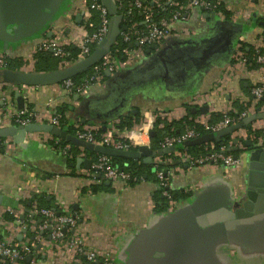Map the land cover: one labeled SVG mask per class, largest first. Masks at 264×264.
Wrapping results in <instances>:
<instances>
[{
	"label": "crops",
	"instance_id": "crops-1",
	"mask_svg": "<svg viewBox=\"0 0 264 264\" xmlns=\"http://www.w3.org/2000/svg\"><path fill=\"white\" fill-rule=\"evenodd\" d=\"M85 1L58 0L40 24L13 32L5 27L6 15L0 7V54L19 60L18 71L45 72L44 65L40 70L36 68L37 47L48 39H56L64 46L78 42L87 32ZM219 1L230 11V18L191 8L185 19L173 22L176 35L165 39L157 50L152 49L149 54L144 51L142 57L135 55L137 46L130 47L134 44L130 43L128 64L111 75L105 74L83 95L66 91L62 82L31 86L0 81V127L15 124L11 117L19 111L17 92L24 97L23 107H28L35 116L34 122L51 123L53 114L63 109L64 129L69 131L79 124L95 127L102 135L118 132L124 137L131 132L135 137L134 150L139 145L151 148L152 137L139 131L148 115L159 114L157 117L167 121L179 120L188 115L189 107L208 104V113L198 111L195 117L208 121L211 113L225 116L235 112V101L243 103L249 114L258 108L263 112L264 105L259 107L258 102L251 100L248 86L264 78V69H249L242 47L252 46L256 50L264 47V0ZM231 30L235 31L234 42L227 54L184 77L163 78L135 88L118 111L110 114L100 111L114 101L117 82L141 70L159 53L175 49L180 43L200 44ZM238 47L242 55L235 54ZM124 58L128 57L123 54ZM70 65L60 62L58 69ZM128 119L132 127L120 129L118 124ZM250 125L253 130L264 131V117ZM161 127L162 124L154 123L150 132L156 133ZM231 137L239 139V166L230 171L215 165L175 167L170 188L189 191V194L163 212L155 208L158 185L151 178L145 176L129 185L103 178L107 189L94 191L92 187L101 180L92 175L94 161L89 151L78 147L73 160L64 161L62 152L50 144L53 139L58 140L49 133H26L19 144L7 137L0 151V238L11 243L21 241L26 236L23 226L28 223L32 230L38 229L43 216L30 210V201L37 197L44 206L51 201L62 211L78 215L76 231L87 246L111 253L116 264H264V218L222 232L211 243L205 227L197 224L202 212L221 206L240 207L248 198V162L244 153L245 141L251 139L245 127ZM262 143L263 139L259 138L257 144ZM79 157L89 160L91 165L87 167L81 162L76 166ZM6 214L13 218L7 219ZM41 235L36 264H83L53 248L49 234L42 232Z\"/></svg>",
	"mask_w": 264,
	"mask_h": 264
},
{
	"label": "water",
	"instance_id": "water-1",
	"mask_svg": "<svg viewBox=\"0 0 264 264\" xmlns=\"http://www.w3.org/2000/svg\"><path fill=\"white\" fill-rule=\"evenodd\" d=\"M57 1L0 0V7L6 15L5 27L12 32L26 31L33 28L46 18ZM100 2L105 6L110 16L108 33L96 45L90 55L68 67L53 71L28 73L18 70L0 69V81L43 86L61 83L92 68L110 51L119 35L127 28L126 25L121 24L122 16L118 13V7L114 0H100ZM234 32V30H231L200 44L180 43L175 49L159 53L153 61L146 64L141 70L129 73L121 83L117 82V95L114 101L105 104L104 107L100 108V111L109 114L118 111L135 88L163 78L184 77L207 62L227 54L233 46ZM133 46H137V44H130V47ZM156 48L157 45H153V49ZM150 52L151 50L146 51L147 54ZM105 74L111 75L108 71ZM121 78L123 79V76ZM16 99L17 108L21 110L24 97L17 92ZM260 110L258 108L257 112L247 115L242 120L222 130L207 132L183 143H178L176 146L162 147L160 149H152L147 145H139L135 150H120L80 139L63 127L46 122H31L0 127V139L10 137L14 143L19 144L23 141L26 133L44 132L49 133L53 138L99 155L142 160L143 163L152 164L156 157L162 156L164 153H172L176 151L177 147L221 142L225 136H232V134L258 118L264 117V111L260 112ZM196 111L206 114L209 111V105L206 104L198 108L193 107L192 112ZM155 134V131H151L149 137H153ZM232 139L234 144L233 151L238 152L240 150L237 146L239 139L235 137H232ZM245 150L244 155L248 162L247 200L240 207L221 206L218 209H209L206 212H202L197 217V224L202 228L205 227V233L209 234V243L222 232H228L237 225L242 226L264 218V145L253 144L247 140L245 141ZM64 161H67V157H64ZM81 162H85L87 167H89L88 164L91 165L89 160H83L79 157L76 160V166H79ZM20 236L18 238H21ZM30 258L28 256L26 261H29Z\"/></svg>",
	"mask_w": 264,
	"mask_h": 264
},
{
	"label": "built area",
	"instance_id": "built-area-1",
	"mask_svg": "<svg viewBox=\"0 0 264 264\" xmlns=\"http://www.w3.org/2000/svg\"><path fill=\"white\" fill-rule=\"evenodd\" d=\"M116 3V0H114ZM170 6H176L177 9L172 10L171 15L167 18L162 17L157 21L149 22V17L151 16V8L143 4L142 0H134L128 7L127 13H131L134 8L141 10L144 14L147 15L145 23L147 27L142 30L137 27V23H131L129 27L126 28L120 34L121 40L130 43H136L137 47L134 51L137 57L144 56V46H153L157 45V48L160 44L172 35L173 33L172 24L178 20L185 19L188 11L191 8H202L205 11H214L218 4L219 0H188L184 4L178 5L174 0H166ZM85 35L73 45L77 46L78 52L70 60H66L65 57L70 55L65 47L56 39H48L42 41L37 47V51H49L54 56L62 59L64 64H74L78 61L83 60L86 56L92 53V49L99 42H101L108 33L109 20L110 16L108 15L107 9L105 6L97 1L91 0L90 3L85 1ZM117 5V4H116ZM118 7V6H117ZM93 11H97L100 17V23L97 27L94 28V24L90 21ZM217 14L222 15L221 12H216ZM88 28H94L92 32H89ZM70 46V45H69ZM240 47V46H239ZM237 48L236 55H242L243 52L239 51ZM131 52V51H130ZM129 48L124 49L123 53L128 57L127 59L116 58L115 55L109 51L106 53L103 58L95 64L92 69L93 73L85 77L82 82L78 85H75L70 79L63 81L62 87L68 92L77 93L83 95L86 93L87 89L94 83L100 81L103 77L102 72H110L111 74L117 72L118 70L124 68L128 63L129 57ZM258 53V49L256 51ZM134 55V56H135ZM6 58L4 55L0 54V69L5 67ZM256 63H259L264 69V55L258 54L255 57ZM264 97V78L258 81L251 88V100L258 102L260 98ZM159 114L145 116V119L142 120L139 131L142 134L149 135L150 130L154 129V123ZM249 115L248 109H244L239 113L237 119L225 115L221 120L209 124L205 119H195L194 121L203 125L204 129L208 132H215L224 129L232 124L237 123L244 117ZM35 116L29 111V108L24 106L21 110L16 112L11 120L15 124H27L35 121ZM60 117L61 115L57 112L51 117V124L60 126ZM2 123V119L0 118ZM97 129L92 126H84L76 124L74 125V135L78 138L109 147H113L120 150H129L135 144V137L132 136L129 132L126 136H121L118 132L114 135H102L100 134L97 137ZM197 137V132L186 126L179 135L165 137L162 143V147L175 146L178 143H183L186 140L193 139ZM57 139V138H56ZM59 140V139H57ZM4 141H0V151L4 145ZM210 148H214L213 142L209 144ZM233 143L229 142L228 145L222 146L219 150H212L210 153L194 156L192 154L183 152L177 155L178 161L180 163L186 164L188 167L192 166H222L224 170L230 171L240 164V159L238 156L226 153V150L231 149ZM68 145L61 151L64 157L69 155ZM155 162L163 161L160 157L154 160ZM166 162L170 163L171 159H166ZM93 173L92 175L97 177L102 173L103 178L110 181H121L127 185L131 175L124 170H121L112 163L111 157L106 155H100L94 163L91 165ZM174 170L169 172L168 178L164 176L162 171L157 172V178L159 185L164 187L162 194L168 199L170 207L175 203L171 199L170 194V179L172 177ZM32 214L42 215L44 220L39 225L38 229H33L30 226L31 231L36 233L34 240L30 241L29 237L26 235L21 241L18 242H7L6 240L0 238V264H24L26 258L30 256V260L26 261V264H36L37 259V245L42 240V235L38 234L37 231H44L49 229L50 231V244L53 248L57 249L64 257L69 254V258H72L75 261H83V264H116L114 256L111 253L101 252L97 249L90 248L87 246L86 241L79 234L77 230V222L79 219L78 215H73L63 211V214L56 215L53 210L46 208H34L31 210ZM26 234L27 225L23 226ZM84 259V260H83Z\"/></svg>",
	"mask_w": 264,
	"mask_h": 264
},
{
	"label": "trees",
	"instance_id": "trees-1",
	"mask_svg": "<svg viewBox=\"0 0 264 264\" xmlns=\"http://www.w3.org/2000/svg\"><path fill=\"white\" fill-rule=\"evenodd\" d=\"M100 2V0H97ZM134 0H116V4L118 6V13L122 16V22L121 24L126 25L127 27L130 26L131 23H137V27L139 29L144 30L147 27V23H145V20L147 18V15L144 14L141 10L134 8L131 13H127L128 7L129 5L133 2ZM175 2H177L178 5L180 4H184L186 3L188 0H174ZM87 3H90L91 0H86ZM143 4L149 6L151 8V16L149 17V22L151 21H157L162 17H169L171 15L172 10L177 9L176 6H170L168 3H166V0H160L157 2H152L150 0H142ZM210 13H216V12H221L226 19L230 18V11H228L226 9V7L220 2L218 4V6L216 7V9L214 11H208ZM90 21L95 25V27H97L100 23V17L97 11H93ZM94 28H88L89 32H92L94 30ZM129 44L130 42H125L123 40H121L120 36L117 40V44L113 45L110 49L111 53L113 55H115L116 58L122 59L123 56V50L129 48ZM95 47V46H94ZM93 47V49H94ZM65 49L70 52V55L65 57L66 60H70L71 58H73L76 53L78 52V48L77 46L71 45L68 47H65ZM92 49V51H93ZM153 46H144V51L147 50H152ZM243 51L245 52V59H246V63L248 65L249 69L252 68H258L261 65L259 63H256L255 61V57L260 53L264 55V47L258 49V53L256 52L257 50L254 49L252 46H243L242 47ZM35 58L37 59V63H36V68L37 70L42 69L41 67L46 66L47 68L44 69V71H47L48 69L50 70H56L59 68L60 62H62V59L54 56L51 52L49 51H37V53L35 54ZM21 66V62L17 59H10V58H6V63H5V67L2 69H9V70H18ZM93 73V69L90 68L89 70H87L86 72L80 74V75H76L72 78H70V80L75 84L78 85L82 82V80L91 75ZM102 75L105 76V73L102 72ZM251 88L248 86V90L249 95L251 97ZM236 111L235 112H229L227 115L229 117H232L234 119H237L239 116V113L242 112L246 107H244L243 103H240L238 101L234 102ZM264 105V97L260 98L257 106H262ZM63 109H58L57 113L61 115L60 117V127H64L65 125V118H64V113H63ZM198 111L196 112H192V108H188V115L183 117L182 119L179 120H172V121H167L165 119H162L160 117H157L155 120V125L158 126L159 124H162V127L157 129L156 134L152 137V143H151V148L152 149H160L162 148V143L164 141L165 137H169V136H175V135H179L183 129L188 126L193 128L196 132H197V136L203 135L205 133H207L208 131H206L203 127V125H201L200 123H197L194 121L195 117L198 115ZM223 114L219 113V112H214L211 113L210 115V119L208 120L209 124H213L219 120H221L223 118ZM127 119V118H126ZM242 120V119H241ZM132 122L128 119V120H124L121 121L118 126L120 129H130L132 127ZM247 129V133H248V138L251 139V142L253 144H257L258 143V139L262 138L263 139V143L262 145H264V131L261 129H255L253 130L251 125H247L245 127ZM69 131L71 133H74V129L69 128ZM101 130H98L97 132V137L100 135ZM6 138H1L0 141H4ZM229 142L233 143V139L231 137V135L225 136L221 142H213L214 148H210L209 144L210 143H203L201 145H196V146H190V147H177L176 151L172 152V153H164L162 156H160V158L163 160L161 162H153L152 164H146L143 163L142 160H135V159H127V158H122V157H111L112 163L117 166L118 168H120L121 170L127 171L130 175L131 178L128 181V185L131 183H135L138 182L140 180H142L145 176L147 178H151L152 180L157 182L158 185V189L155 192V208L157 211H166L168 208H170V203L168 201V199L162 194V191L164 190V187L159 185V181L157 178V172L158 171H162L164 176L168 178L169 176V172L174 169L177 166H184V163H180L178 160L177 155L179 153H189L192 154L194 156H201V155H205L210 153L212 150H219L222 146H226L228 145ZM51 145H54L56 148H58L60 151H62L67 145H69V149H68V153L69 155L67 156L68 160H73V157L76 155V153L79 152V148L73 145H70L64 141L58 140L55 141V139H53L50 142ZM177 145V144H176ZM175 145V146H176ZM234 146V144H233ZM134 149V148H131ZM240 150H238V152L233 151V147L231 149H227L226 153L228 154H232V155H239ZM90 157L93 159V161H97L98 157L100 156L99 154L93 153V152H89ZM72 156V157H70ZM166 159H171V162L168 163L165 160ZM91 172H93V170H91ZM99 178L101 180V183L99 185H95L92 187V190L96 191L97 189H107V186H105L104 181H103V175L102 173H98ZM189 191H184V190H180V191H176V190H172L170 189V194H171V199L175 202H179L180 200L185 199L188 196ZM42 199L41 198H33L30 201V210H33L34 208H46V209H50L53 210L55 212L56 215H60L63 214V211L56 207L53 206L51 204V201H47V205L44 206L41 203ZM7 219H12L13 217L9 214H6ZM44 220V218H43ZM42 220V221H43ZM30 224H27V231H26V235L29 237L30 241L34 240V237L36 235V233L34 231H31L30 229ZM42 232H46L47 234H50L49 229H45L44 231H40L38 230L37 233L38 234H42ZM84 260V259H83Z\"/></svg>",
	"mask_w": 264,
	"mask_h": 264
}]
</instances>
